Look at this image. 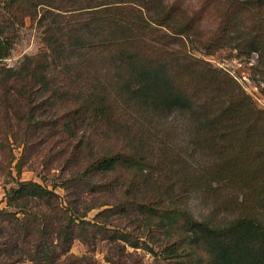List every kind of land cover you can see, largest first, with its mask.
I'll use <instances>...</instances> for the list:
<instances>
[{
  "label": "rangeland",
  "instance_id": "1",
  "mask_svg": "<svg viewBox=\"0 0 264 264\" xmlns=\"http://www.w3.org/2000/svg\"><path fill=\"white\" fill-rule=\"evenodd\" d=\"M153 3L151 12L143 9L146 17L170 14L190 30L186 37L161 30L160 37L169 45L168 58L186 59L179 65L174 63L172 71L178 76L179 86L194 101L191 110L145 116L137 107L122 109L121 97H113L119 103H114L108 121L81 122L75 120L73 112L79 101L73 94L78 86L71 83L68 93H63L66 85L58 76L63 90L49 94L52 97L46 100L55 106L41 109L40 95L34 118L28 105L12 93L11 84L0 86V209L17 212L8 207L7 192L19 182L33 181L58 195V209L64 211L60 215H67V222H75V232L65 250L55 235L52 237V264H177L165 259L163 251L182 232L178 229L175 239H168L164 230L149 225L152 221L145 218L138 205L158 211L186 209L199 221L218 224L232 219L237 213L233 207L244 199L237 191H223L215 185L209 190L188 186L185 196L176 198H168L161 189L168 185L175 189L174 179L196 176L217 163L216 157L196 147L198 140L209 135L204 115L211 111L213 98L223 93V82L214 81L210 68L232 77L257 107L264 109V0ZM1 30L13 41L11 54L3 61L7 67L17 69L27 57L46 50V34L38 18L25 17L18 25L7 0H0ZM255 37L259 52L239 54L241 47H248L243 39ZM203 45L218 50L210 55ZM93 69L100 71L101 85L111 84L105 65L94 64ZM120 152L142 157L144 163L138 165L139 169L120 168L90 177V186L77 182L93 160ZM49 214L54 229L58 215ZM10 230L4 231L0 240V264H49L36 256L32 245L23 243L22 236H15L19 239L16 248L2 245Z\"/></svg>",
  "mask_w": 264,
  "mask_h": 264
},
{
  "label": "trees",
  "instance_id": "2",
  "mask_svg": "<svg viewBox=\"0 0 264 264\" xmlns=\"http://www.w3.org/2000/svg\"><path fill=\"white\" fill-rule=\"evenodd\" d=\"M7 3L18 25L23 24L25 17L38 18L46 34V50L27 57L15 69L3 64L11 54L13 41L0 31V86L11 84L12 93L28 105L30 115L39 108L40 95L41 109L55 106L46 100L52 97L49 94L57 95L63 90L58 76L66 85L63 93H68L71 83L78 86L73 94L79 101L73 112L75 120L81 122L108 121L113 116L114 103H119L113 97H121L122 109L137 107L145 116L194 107L193 99L182 90L176 72L172 71L174 63L179 65L186 59L168 58L169 45L160 37L161 30L183 37L190 30L170 14L146 17L143 9L151 12L153 0H7ZM243 40L248 47L246 50L241 47L239 54L259 52L257 37ZM203 46L210 55L218 50ZM94 64L106 66L110 85H101L100 71L93 69ZM253 70L256 74V68ZM208 72L214 81L223 82V93L213 98L211 111L204 115L203 123L210 131L208 137L196 142V147L216 157L217 163L196 176L187 174L174 179L175 189L168 185L161 191L168 198L184 197L188 186L209 190L215 185L223 191H237L244 197L233 207L237 213L232 219H223V223L212 224L197 220L186 209L158 211L145 205L137 208L152 221L149 225L164 230L168 239H175L178 229L182 232L164 248L167 260L177 264H264V109L257 107L229 75L213 68ZM261 92L264 96L262 87ZM141 163L142 157L121 152L106 154L89 163L77 182L90 186V177L120 168L139 169ZM7 199L8 207L18 213L0 209V240L4 231L11 229L2 245L16 248L19 239L15 236H22L23 243L32 245L36 256L49 264L54 235L64 250L70 247L75 222H67V215H60L64 211L58 209L59 197L54 191L33 181L19 182L7 192ZM51 211L58 215L54 229ZM198 253L204 255L199 257Z\"/></svg>",
  "mask_w": 264,
  "mask_h": 264
}]
</instances>
